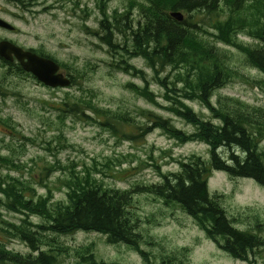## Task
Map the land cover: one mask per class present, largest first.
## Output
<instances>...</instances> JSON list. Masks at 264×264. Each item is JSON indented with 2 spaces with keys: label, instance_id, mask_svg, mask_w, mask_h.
<instances>
[{
  "label": "rangeland",
  "instance_id": "374dc122",
  "mask_svg": "<svg viewBox=\"0 0 264 264\" xmlns=\"http://www.w3.org/2000/svg\"><path fill=\"white\" fill-rule=\"evenodd\" d=\"M131 1L134 0H107V11L110 15L108 22L112 33H115L114 11L126 13L131 10L130 19L133 25L140 19L137 8L130 9ZM253 1L249 0L250 3ZM65 2L64 7L61 8L56 0L41 1L35 10H43L54 5L47 13L41 15L22 11L21 7L19 11L13 6L5 7L28 20L22 22L15 16H5L9 22L19 26V41L29 47L43 46L48 53L68 63V74L76 79V83L68 89L56 91L43 88L32 78L26 81L20 78L19 81L11 79V85L6 93L0 95V119L12 118L16 123L13 134L5 132L6 127L0 124V150L8 154L5 148L8 144H19V146L24 144L23 150L19 148L16 152L19 158L21 157L23 162L21 164L24 167L19 172L11 171V174L30 182L37 190L35 199L38 196H45L50 188L53 191L51 202L60 204L67 202V190L63 185L65 178L70 179L73 173L85 174L84 167L90 170L97 185L107 189L130 190L137 185L160 184L162 178L154 168V163L158 164L161 172L168 174L178 172L180 169L178 161L186 160L191 155L208 159L207 145L198 142L178 144L160 129L139 137L143 128L150 124L145 116L148 111L170 119L178 129L187 133L194 131L193 126L164 109V106L170 104L165 99L166 90L173 88L172 81L178 88L184 86V82L176 74L179 72L184 74V71L171 70L168 67L159 74L160 78L165 80L167 87L157 83L154 72L147 66L145 60L134 57L131 31L113 36V43L122 47V51L117 55H113L110 52L112 50L101 41L107 33L100 25L105 19L98 6L99 0H65ZM249 2L243 0L242 3L249 6ZM220 7L224 12L219 14V19L224 21L229 16L224 0H221ZM183 15L188 20L189 14ZM193 18L198 24L195 31L208 43L220 49L227 56L230 65L238 71V76L231 83L213 92L212 104L218 107L219 101L224 103L226 97H232L250 107L264 108V92L259 87L253 86L254 82L264 79V74L251 67L244 53L218 41L213 35L204 34L200 29L202 26L200 21L203 19L201 12L193 13ZM216 19V16H213V20ZM210 32L216 34L213 30ZM9 36L14 37V35ZM236 38L244 46L254 47L259 43L246 32L237 34ZM124 63L142 72L143 76L127 74L124 71ZM64 73L67 74V71L64 70ZM130 83L139 89L147 86L158 103L154 104L141 97L137 91L129 87ZM68 99L72 107L84 110L85 114L90 113L86 112L84 102L91 101L98 107L109 110L112 115L69 114L64 120L66 124L63 125L57 121L58 114L54 107H61L62 102ZM187 104L205 120L218 122L199 100ZM47 117L51 119L45 120ZM108 121L115 125L117 134L101 125V122ZM16 131L29 139L21 137L24 139L22 140ZM61 133H63L61 137L65 136L67 139V145H59L63 150L53 157L42 146H45L44 141ZM131 133L135 138L126 139ZM259 150L264 153V141L259 144ZM236 152L241 154L238 149ZM221 153L229 159L231 150L222 148ZM58 161L65 167L64 170H53ZM49 168L52 171L48 173ZM6 173L7 168L1 166L0 175ZM47 183L48 188L43 187L42 184ZM209 190L212 195L221 196L222 206L237 227L246 229L250 228L252 222L253 227L255 222H260L262 225L259 235L264 239V187L250 179L232 178L223 172L215 171L209 180ZM129 211L134 219H139L136 223L138 231L146 239L150 236L158 242L156 246L146 244L142 246L149 252L155 264H163V260L166 261L165 264H264V248L256 250L255 254L250 256L252 262L235 259L208 239L197 222L182 209L168 207L163 200L153 195L135 194ZM256 215L259 219H256ZM22 219L21 214L8 210L0 200V243L15 253L28 254L30 248L21 241V238L6 233V231L14 233L9 224H19L26 229L31 228L29 224L33 226L45 224L46 220L36 214L30 215L27 224L21 223ZM237 219L240 223L236 221ZM34 231L40 230L34 229ZM48 236L72 248L92 244L97 261L143 264L142 258L126 245H112L99 234L48 233ZM36 238L37 241H44V236L36 235ZM48 248L50 247L41 245L42 250ZM184 248L188 251L184 252ZM172 254L182 259L181 262H173L170 256ZM59 257L61 264L76 263L70 253Z\"/></svg>",
  "mask_w": 264,
  "mask_h": 264
},
{
  "label": "trees",
  "instance_id": "16d2710c",
  "mask_svg": "<svg viewBox=\"0 0 264 264\" xmlns=\"http://www.w3.org/2000/svg\"><path fill=\"white\" fill-rule=\"evenodd\" d=\"M21 2V0H19ZM23 2L27 0H22ZM243 0H224L229 16L226 20L219 19V14L224 12L220 7L221 0H140L130 3V9L137 8L140 19L133 25L130 15L131 10L119 15L115 11L114 27L120 33L132 32V50L134 57H142L147 66L154 72L157 83L167 87L165 80L159 74L166 68L181 70L184 74L176 73L184 81L183 88L178 89L172 81L173 88L166 90L165 98L171 102L166 109L193 125L196 130L187 134L177 129L171 120L164 119L152 112L145 116L150 124L145 126L139 137L160 129L170 138L179 143L200 141L210 147V161L207 163L201 157L192 156L189 162H181V171L162 175L163 182L159 185L148 187L136 186L138 192L150 193L162 198L166 204L180 206L190 215L205 232L208 239L216 243L220 249L232 257L252 262L250 256L256 250L264 248V239L259 235L260 222H253L250 228L244 230L236 228L234 221L229 219L222 206L221 196H210L208 180L214 170L223 171L233 178H247L264 187V153L260 152L259 144L264 141V108L250 107L239 99L225 98L224 103L219 101V107H214L210 99L214 90L225 87L238 76L227 56L208 43L195 31L198 27L193 18V13L201 12L203 19L200 21L201 31L213 35L225 45L235 47L247 56L251 67L264 74V0L249 2ZM101 13L106 18V3L99 5ZM182 11L189 14L188 20L178 22L170 16L171 12ZM216 16V20H213ZM190 23V25H189ZM108 24V25H107ZM106 30V45L117 49L112 38L111 26L107 20L101 22ZM207 27L208 29L204 28ZM210 30L216 32L212 34ZM118 32V30L116 29ZM246 32L259 43L254 47L244 46L238 42L237 34ZM129 40V39H127ZM124 71L132 70L134 75L142 72L124 63ZM246 78V77H245ZM74 81V79H73ZM264 92V79L253 83ZM136 91L134 85L131 86ZM139 93L155 103L148 87ZM184 100H200L205 104L215 119L220 121L214 124L204 121ZM86 109L91 110L96 116L112 115L109 110L98 107L91 101L84 102ZM67 114L86 116L84 110L69 107L65 104ZM123 119L125 117L120 116ZM113 130L116 127L111 122L102 124ZM135 138L134 134L128 139ZM220 148L231 150L230 158L224 160L219 153ZM242 155H238L236 150ZM10 157H0V161L11 168H19L15 160ZM159 171L160 167L154 163ZM67 203H61L49 208L51 193L47 197L40 196L34 201L35 189L28 183L15 178L10 174L0 176V193L5 198L7 209L25 215L22 221L27 224L31 214H36L46 220L45 224L32 225L24 228L19 225L9 224L14 233L6 231L12 237L21 238L37 255H22L9 251L0 243V264H60L59 254H67L72 248L59 243L57 239L50 238L46 232L56 234H74L78 231L96 232L106 234L109 243H124L136 250L143 258L145 264H154L150 255L140 248L142 234L138 231V218L134 219L129 208L132 206V192L119 190H105L102 185H97L92 174L87 169L85 174L73 173L66 181ZM28 191L33 195L27 196ZM259 219V216H255ZM240 223V220H236ZM40 231H34V229ZM45 233V235H44ZM36 235L44 236V241H37ZM20 239V240H21ZM153 245L154 242H147ZM47 245L48 251H41L40 246ZM76 264H115L97 261L93 245L80 246L73 249ZM172 261L181 262L176 254L171 255ZM165 260L162 261L165 264Z\"/></svg>",
  "mask_w": 264,
  "mask_h": 264
},
{
  "label": "water",
  "instance_id": "95a60500",
  "mask_svg": "<svg viewBox=\"0 0 264 264\" xmlns=\"http://www.w3.org/2000/svg\"><path fill=\"white\" fill-rule=\"evenodd\" d=\"M171 17L178 22H182L184 20V16L180 12L171 13ZM0 25L9 29H12L10 25L0 20ZM18 52L21 53L19 49ZM0 53L4 55V50L0 47ZM23 57L28 59L27 68L33 71L40 80L44 81L46 84L51 86H67L69 85V81L64 79L62 75H55L58 70V67L52 63L42 61L39 59H35L30 54H23Z\"/></svg>",
  "mask_w": 264,
  "mask_h": 264
},
{
  "label": "flooded vegetation",
  "instance_id": "af4514ba",
  "mask_svg": "<svg viewBox=\"0 0 264 264\" xmlns=\"http://www.w3.org/2000/svg\"><path fill=\"white\" fill-rule=\"evenodd\" d=\"M4 39H8V38H4ZM16 65H18V64L17 63H13V66H16ZM13 66H7V68L9 69L10 73H13Z\"/></svg>",
  "mask_w": 264,
  "mask_h": 264
},
{
  "label": "bare ground",
  "instance_id": "6f19581e",
  "mask_svg": "<svg viewBox=\"0 0 264 264\" xmlns=\"http://www.w3.org/2000/svg\"><path fill=\"white\" fill-rule=\"evenodd\" d=\"M161 184V183H160ZM157 185H159V184H157ZM104 262V261H103ZM106 263V262H105Z\"/></svg>",
  "mask_w": 264,
  "mask_h": 264
}]
</instances>
